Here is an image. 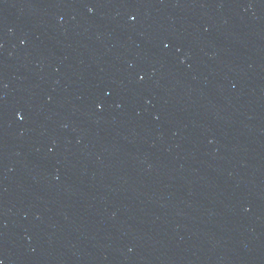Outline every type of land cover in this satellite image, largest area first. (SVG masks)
I'll use <instances>...</instances> for the list:
<instances>
[{"label":"water","instance_id":"water-1","mask_svg":"<svg viewBox=\"0 0 264 264\" xmlns=\"http://www.w3.org/2000/svg\"><path fill=\"white\" fill-rule=\"evenodd\" d=\"M0 264H264V0H0Z\"/></svg>","mask_w":264,"mask_h":264}]
</instances>
